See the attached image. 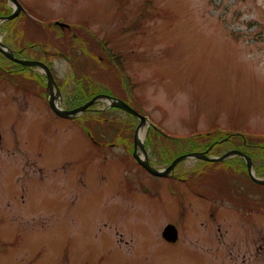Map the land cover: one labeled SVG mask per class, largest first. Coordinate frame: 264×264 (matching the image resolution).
<instances>
[{"label":"rangeland","instance_id":"374dc122","mask_svg":"<svg viewBox=\"0 0 264 264\" xmlns=\"http://www.w3.org/2000/svg\"><path fill=\"white\" fill-rule=\"evenodd\" d=\"M8 2L0 0L2 16ZM21 2L29 12L4 24V42L49 63L64 106L113 94L154 125L143 131L158 168L214 140L215 154L240 142L264 177V0ZM19 71L14 83L0 80V264H222L212 252L239 243L248 264H264V184L236 174L231 161L202 168L188 159L175 166L186 180L153 175L129 153L139 123L130 112L100 101L61 117L30 93L46 91L45 76ZM237 191L261 202L258 216L240 209L243 232L223 219ZM214 206L221 212L208 219ZM170 222L179 224V242L163 240Z\"/></svg>","mask_w":264,"mask_h":264},{"label":"flooded vegetation","instance_id":"af4514ba","mask_svg":"<svg viewBox=\"0 0 264 264\" xmlns=\"http://www.w3.org/2000/svg\"><path fill=\"white\" fill-rule=\"evenodd\" d=\"M0 16H1V14H0ZM1 28H2V24L0 25V71L7 72V73H13L14 76H15V78H14V77H11V76L7 75V77H6L8 79L7 81H11L13 83H14L15 80L17 81V79H19L18 78L19 77V74L22 73V71H19L20 69H26V70H29V71L31 70V71H35L37 73L38 69H36L34 67H26V66H23L20 63L15 62V61L9 59L3 53V51H1V46H2L1 43H5L4 42L5 34H2ZM14 53H15V55L18 58H22L19 55H17L15 51H14ZM48 53H50V52H48ZM31 59H33V60H40L38 57H34V58H31ZM5 62L8 63L9 68L5 66L6 65ZM42 62H44V61H42ZM13 65H16V67H14ZM47 65H49V63ZM54 79H55V82H56L57 87L59 88L60 86H59L58 80H57V78L55 76H54ZM0 80L3 81L4 79L3 78H0ZM40 81L42 82V84L43 83H46V79L45 78L41 79ZM16 84H17V82H16ZM45 89L47 90V85H46ZM57 90L58 89L55 88V91L56 92H57ZM14 92L18 93L17 90H14ZM30 93L31 94L33 93L35 95H39L49 105V97H48L46 91L40 92V91L32 90ZM13 96L14 97H17V95H14V94H13ZM3 97H6V95L2 94L1 95V98H3ZM13 107H14L13 110L8 112L9 114H13L14 115L17 112L15 110L18 108V106L15 105V104H13ZM17 115H20V114L17 113ZM11 120L12 121L10 123L13 126V128L11 130L13 131V134H14V136H12V138H13V140L15 142V141H17V136H16L17 132H16L15 127H14V124L16 122V118H14V116H13V118H11ZM0 121L3 122L1 112H0ZM226 138H229V136L226 137ZM242 139L246 143L245 137H242ZM133 143L134 142L132 141V151H131V154H132L133 150L135 149V144H133ZM216 143L217 142H214V144H216ZM5 144H6V142H5V136L2 135L1 130H0V145H2V148H3V145H5ZM96 144L97 145L100 144L101 146H105V145H107V142L100 141V142H96ZM108 144L111 145V143H108ZM122 144H124V143H122ZM218 144L221 145V143H218ZM148 146H149V143L146 140L145 141V152L147 153V155L149 156V158H150V160L152 162L151 156H150L149 151H148ZM241 146H242V144L240 142H239V144L237 142H233L228 147V149H225L220 154H224V153L227 154V152L229 153V152L234 151V150L240 151L241 154L237 153V154L231 155V156L227 157L225 161H231V163H234V164H237L238 165V166H234L233 167V164L230 163V168L233 167L232 170L236 174H238L240 172H244L247 176H249L250 175V172H249V169H248V160H247L246 157H250V159L252 161V166L255 169V171H257V163H256L255 157L252 154V152L249 151V150H247V149H245V148H242ZM209 147H210V145H209ZM206 149H208V148H202L201 150H199V149L198 150L199 151H205ZM192 151H194V150H192ZM209 155H210V153H209ZM0 156L2 157L3 155H0ZM232 158H234V159L232 160ZM196 162H197V164L201 165L202 168H203V165L201 163H204V162H201V161H196ZM207 170L208 169H206V171ZM3 172H4V168H3ZM190 172L195 173L196 170L190 168ZM6 175H7V173H6ZM9 176H10V174H9ZM176 176H177L176 178L179 179V180H183V179L185 180V179H187V177H183V174L182 173H180V175L179 174H176ZM194 189L195 190H193L192 192L193 193H197L198 190L196 188H194ZM2 191L5 192V193H9V188L4 187V185H3ZM12 192H13V189L11 190V194H12ZM14 192H15V190H14ZM208 192H209V190H208ZM14 196H15V194H14ZM234 198L236 200L235 201H232L231 203H228V206H226L224 208V210H223V215H224L223 216V219L227 223L232 222L234 224H237L238 227L243 232L245 230V224L247 222V218H245V216H243V214H241L240 209L241 210L242 209H245V212L244 213H246V214L248 213V215H251L249 213H255L256 216H258V215H261V202L257 198L256 195L254 197V200H245V191H237L236 194L234 195ZM226 200H227V197H225L224 195H222V200L221 201L222 202H225ZM210 202L212 203V201H210ZM208 206H209V203H208ZM228 207H232L233 209H229ZM208 212H209L208 219L209 218H212L213 219V216L214 215L219 214V212H221V208L219 206H214L212 209L211 208L210 209L208 208ZM195 220H197V219L195 218ZM207 238H208V242H209V236L208 235H207ZM229 244H230V240L228 241V246H229ZM239 244H240V247L237 250H235V248L232 249L230 247H226V249L223 248V250L221 251V254L212 252L211 256L213 258L222 257V259H221V263L222 264H231L230 263V260H231L230 257L231 256L240 257L241 258V261H242V264H248V262H249V255H248L247 251L244 250V248L242 249L243 244L242 243H239ZM211 256H210V258H211ZM216 263L217 262H214L213 259H210V264H216Z\"/></svg>","mask_w":264,"mask_h":264},{"label":"water","instance_id":"95a60500","mask_svg":"<svg viewBox=\"0 0 264 264\" xmlns=\"http://www.w3.org/2000/svg\"><path fill=\"white\" fill-rule=\"evenodd\" d=\"M12 1L14 2L15 6H16L15 10L11 15L3 17L4 19H13L14 17H16L17 15L20 14V11L22 8L21 4L17 0H12ZM1 50L4 53H6V55L8 57L12 58L13 60L18 61L19 63H22L23 65L30 66V65L37 64V65L41 66V69L46 73L47 78H48L47 84H48V94L50 96V98H49L50 106L52 107V109L57 114H59L63 117L74 118L77 114L84 112L88 107H90L92 104L96 103L100 99L107 100L109 102L110 107L122 108V109L130 112L131 114L139 117L141 120V123L138 126L137 132L135 135L136 150L134 152V156L144 168H146L149 172H151L154 175H159V176L170 175L171 173H173L175 166L180 161H182L183 159L188 158V157L201 158V159H206V160H211V161H215V160L222 161L226 157H228V155H230V154H233L236 152L241 154L240 151H231V152H229L223 156H220V157H209L206 155V152H208V151H206V152H192V153L177 157L176 159L173 160V162L168 167H166L163 170L157 169L156 167H154L151 164L149 157H148L147 153L145 152L143 140L141 138H139V136H138V132H139L140 128L146 124L145 117L138 114L126 102H124V101H122L116 97H113L111 95H108V94H100V95L94 96L91 100L87 101L85 104H82L81 106H78V107L73 108V109H65V108L61 107L60 101H57V98L61 96V92L56 85L55 79L51 73L50 68L46 64H44L43 62H40V61L18 59L15 57V55L13 54V52L10 49L6 50L4 48H1ZM54 85L56 86V89H58L57 92H54V90H53ZM138 147H140V149L144 151V157H141V155L138 153ZM246 158L248 160V169H249L251 178L256 183L264 184V178L258 177L255 174V171L253 170L252 161H251L250 157H246ZM163 236L169 241H175L178 238V230H177L176 226L173 224H168L164 228Z\"/></svg>","mask_w":264,"mask_h":264},{"label":"bare ground","instance_id":"6f19581e","mask_svg":"<svg viewBox=\"0 0 264 264\" xmlns=\"http://www.w3.org/2000/svg\"><path fill=\"white\" fill-rule=\"evenodd\" d=\"M146 128H147V126H145V127L142 129V131L140 132V136H141V137L144 136V131H143V130H145Z\"/></svg>","mask_w":264,"mask_h":264}]
</instances>
